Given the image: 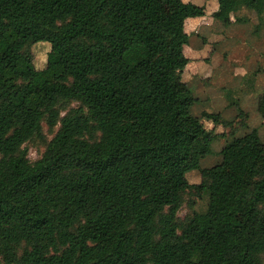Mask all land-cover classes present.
<instances>
[{"label": "trees", "instance_id": "obj_1", "mask_svg": "<svg viewBox=\"0 0 264 264\" xmlns=\"http://www.w3.org/2000/svg\"><path fill=\"white\" fill-rule=\"evenodd\" d=\"M159 1L0 0L1 264H264L255 129L191 112L184 24L205 6L164 13ZM216 1L212 16L264 11V0ZM225 134L219 160L200 167ZM35 140L43 151L30 160Z\"/></svg>", "mask_w": 264, "mask_h": 264}, {"label": "rangeland", "instance_id": "obj_2", "mask_svg": "<svg viewBox=\"0 0 264 264\" xmlns=\"http://www.w3.org/2000/svg\"><path fill=\"white\" fill-rule=\"evenodd\" d=\"M188 2L205 6V15L198 19L186 18L185 20L184 29L188 34V43L184 46L183 55L180 58V62L185 67L179 88L189 87L199 100L191 107L194 115H200L204 110L217 112L223 109L226 101L232 103L237 100L236 104H231L221 112L222 116L228 120H234L235 127L240 128L245 122L255 127V133L249 137L248 145L260 153L258 169L264 173V127L260 124L262 97L259 94L264 91V11L258 14L254 10L242 7L230 17L212 16L218 8L216 0H160L158 6L164 13L176 11L183 14ZM48 49L49 46L46 43H38L31 47L33 60L37 66L44 65ZM64 59L65 56L61 55L56 58V61ZM234 66L245 68V73L244 69L241 73L247 74V77L255 81L252 83L257 88V92L255 91L252 95L246 94L244 90L234 93L229 86L230 81L228 87L226 86V77L229 76L227 73H233ZM247 81L240 83L248 87ZM239 109L250 113L246 121L243 116H237ZM215 129L216 132L225 130L226 133L229 130L220 126ZM47 137L50 138V135ZM228 137L225 134L224 139H216L212 142V151L200 160V167H209L219 160L217 152L225 140H229ZM42 151V142L35 140L28 144L30 160L39 157ZM185 176L189 183L200 182L198 170L188 171ZM158 185L163 194H167L173 187L168 178H160ZM205 207V196L194 198L195 210L204 211ZM187 210L186 205L182 206L179 216L183 217ZM236 214L239 218L244 216L241 202L236 205Z\"/></svg>", "mask_w": 264, "mask_h": 264}, {"label": "crops", "instance_id": "obj_3", "mask_svg": "<svg viewBox=\"0 0 264 264\" xmlns=\"http://www.w3.org/2000/svg\"><path fill=\"white\" fill-rule=\"evenodd\" d=\"M189 18H193V19H198L200 17H189ZM186 31V30H185ZM236 48V47H235ZM244 69V73H245V68H243L242 66H234L232 67V72H228L227 74L229 75L228 77H226V86L228 87V82L230 81L229 83V86L231 87V89H228L227 90H231L233 91L234 93L235 92H240V91H245L246 94H250L252 95V93H255V91L257 90V88L255 87V85L253 86V83H255V81L253 82L252 81V78H249L247 77L244 73L242 74L241 71ZM251 79V80H249ZM248 80V81H247ZM244 81H247L249 83V81L253 82L252 85L249 87H247L246 85H244L243 83H240V82H244ZM237 84V85H236ZM239 84V85H238ZM243 84V86H242ZM246 86V87H245ZM257 92V91H256ZM263 93L264 91L260 92L259 94L260 97H262V101H261V112L263 110ZM256 98V96H255ZM231 104H235L234 103H229V101L227 102L226 101V104L224 105L223 109L217 111V112H223L226 108H228ZM210 112V111H209ZM249 113V112H248ZM250 114V113H249ZM250 118V117H249ZM260 124L262 125V127H264V117L261 116V121H260ZM248 126H250L248 124ZM253 126H250L249 128L251 129ZM255 129V127L252 128V130ZM251 136V135H250Z\"/></svg>", "mask_w": 264, "mask_h": 264}]
</instances>
